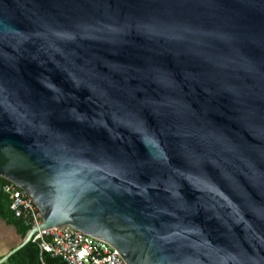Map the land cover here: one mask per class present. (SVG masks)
<instances>
[{"label": "water", "instance_id": "95a60500", "mask_svg": "<svg viewBox=\"0 0 264 264\" xmlns=\"http://www.w3.org/2000/svg\"><path fill=\"white\" fill-rule=\"evenodd\" d=\"M0 178L41 218L0 264H264V0H0Z\"/></svg>", "mask_w": 264, "mask_h": 264}, {"label": "built area", "instance_id": "2783aa9c", "mask_svg": "<svg viewBox=\"0 0 264 264\" xmlns=\"http://www.w3.org/2000/svg\"><path fill=\"white\" fill-rule=\"evenodd\" d=\"M0 191L9 198L14 216L30 229L41 223L37 207L22 189L7 182L0 184ZM32 241L39 243L42 252L62 259L65 264H125L110 244L68 226L36 232Z\"/></svg>", "mask_w": 264, "mask_h": 264}, {"label": "trees", "instance_id": "16d2710c", "mask_svg": "<svg viewBox=\"0 0 264 264\" xmlns=\"http://www.w3.org/2000/svg\"><path fill=\"white\" fill-rule=\"evenodd\" d=\"M8 181L0 178V184ZM0 220L7 225L12 226L18 236L24 238L30 230L23 220L16 218L10 210L9 198L0 191ZM5 264H65L60 258L51 257L49 254L42 252L39 243L30 241L23 248L13 254Z\"/></svg>", "mask_w": 264, "mask_h": 264}, {"label": "crops", "instance_id": "0c3cea01", "mask_svg": "<svg viewBox=\"0 0 264 264\" xmlns=\"http://www.w3.org/2000/svg\"><path fill=\"white\" fill-rule=\"evenodd\" d=\"M20 238L12 226L0 220V258L19 244Z\"/></svg>", "mask_w": 264, "mask_h": 264}]
</instances>
